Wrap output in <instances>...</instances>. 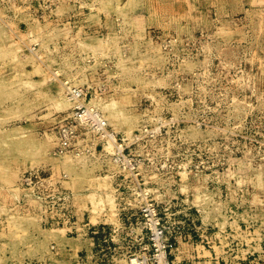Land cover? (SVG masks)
Instances as JSON below:
<instances>
[{
    "label": "rangeland",
    "instance_id": "rangeland-1",
    "mask_svg": "<svg viewBox=\"0 0 264 264\" xmlns=\"http://www.w3.org/2000/svg\"><path fill=\"white\" fill-rule=\"evenodd\" d=\"M0 264H264V0H0Z\"/></svg>",
    "mask_w": 264,
    "mask_h": 264
},
{
    "label": "bare ground",
    "instance_id": "bare-ground-1",
    "mask_svg": "<svg viewBox=\"0 0 264 264\" xmlns=\"http://www.w3.org/2000/svg\"><path fill=\"white\" fill-rule=\"evenodd\" d=\"M73 89H74V87H73ZM75 92H77V91H75ZM77 94V93H76ZM72 96V95H71ZM82 104V103H81ZM87 110V109H86ZM89 114H91L89 111H87ZM95 112H96V110H95ZM85 114V113H84ZM94 114H97V113H94ZM82 116H83V114H82ZM85 117H87V116H85ZM91 118H93V119H95L96 120V118H95V116L94 117H91ZM99 118H100V116H99ZM98 119V118H97ZM101 119V118H100ZM82 120V119H81ZM93 121V120H92ZM94 122H96V121H94ZM103 122V121H102ZM97 123H100V122H98L97 121ZM95 124V123H94ZM99 125V124H98ZM102 125V124H101ZM101 125H99V126H101ZM102 127V126H101ZM97 128V127H96ZM91 129V128H90ZM103 134V133H102ZM110 135V134H109ZM112 135V134H111ZM110 135V136H111ZM113 138V137H112ZM108 145V144H107ZM112 145V144H111ZM120 148V147H119ZM108 150V149H107ZM165 254V253H164ZM138 259V258H137ZM135 261V260H134ZM138 261V260H137Z\"/></svg>",
    "mask_w": 264,
    "mask_h": 264
}]
</instances>
